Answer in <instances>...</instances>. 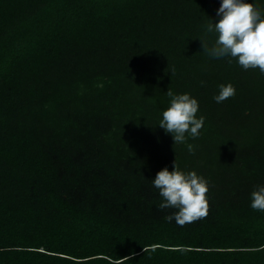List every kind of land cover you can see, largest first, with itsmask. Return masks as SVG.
<instances>
[{
	"label": "trees",
	"instance_id": "obj_1",
	"mask_svg": "<svg viewBox=\"0 0 264 264\" xmlns=\"http://www.w3.org/2000/svg\"><path fill=\"white\" fill-rule=\"evenodd\" d=\"M219 3L0 0V264H264V74L202 50ZM168 89L199 102L194 154ZM174 160L209 181L183 226L151 183Z\"/></svg>",
	"mask_w": 264,
	"mask_h": 264
},
{
	"label": "clouds",
	"instance_id": "obj_2",
	"mask_svg": "<svg viewBox=\"0 0 264 264\" xmlns=\"http://www.w3.org/2000/svg\"><path fill=\"white\" fill-rule=\"evenodd\" d=\"M215 16L218 18L215 23L209 19L206 26L207 32L215 34L214 44L208 48L201 41L202 50L212 58L228 57L229 63L235 60L244 70L258 68L264 74V11L249 0H220ZM235 92L231 83L220 84L213 100L223 103ZM166 94L168 106L161 112L157 125L171 135L174 144H184L194 154L195 146L188 140L199 137L205 122L204 116H197L199 102L189 93L177 94L168 89ZM151 183L162 198L159 210H175L165 215L166 221L183 226L207 216L209 181L196 171L186 172L174 160L171 171L165 166L157 171ZM250 199L253 210L264 212V185L255 186Z\"/></svg>",
	"mask_w": 264,
	"mask_h": 264
}]
</instances>
